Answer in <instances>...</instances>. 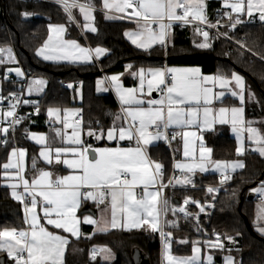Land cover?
<instances>
[{"label":"snow or ice","instance_id":"obj_1","mask_svg":"<svg viewBox=\"0 0 264 264\" xmlns=\"http://www.w3.org/2000/svg\"><path fill=\"white\" fill-rule=\"evenodd\" d=\"M59 4L63 11L67 14L70 22L73 21L72 10L78 8L83 14L85 21H90L93 18L92 10L94 4L92 0H85L80 3V0H54ZM102 6L108 12L120 13L122 15L113 16L107 12L106 19H129L137 24V30L134 32H126L125 35L139 49L148 51L154 45H159L162 48H167L166 37L169 36V29L172 28L173 21H182L184 24L192 21L206 23L207 18L204 15V0H102ZM225 7L232 9V12L237 14L245 13L251 17L253 12L258 13L259 20L264 22V0H235L234 3L225 2ZM131 10V11H129ZM182 10V14L178 13ZM33 13L24 12L22 16L27 18ZM229 19H231V14ZM191 17V20H189ZM165 20L168 22L165 23ZM242 21L237 18L232 27ZM156 26L155 28L153 26ZM209 27H216L214 24H209ZM84 27L92 32L96 31L90 23ZM49 35L44 44L37 50L36 55L42 57L45 61L53 62H70V63H89L92 60V51L88 48L81 47L75 40H65L66 32L65 25H49ZM196 33L203 36V41L195 43L197 49H208L211 47L209 42V32L202 31L199 27L195 28ZM223 35L227 36L226 33ZM241 44V47L245 45ZM97 57L103 54L106 50L96 48ZM249 51H251L249 49ZM7 53L8 59L15 60L12 55L11 48H0V53ZM256 55V53H253ZM264 60V56L260 57ZM4 59L0 56V64L4 63ZM132 66L128 65L130 69ZM9 71H13L9 69ZM18 76L23 73L19 68L14 70ZM139 88H124L120 83L119 76H111L108 78L112 87L115 89L119 101L121 103L123 119L127 121L130 118L128 128L121 127L119 129V140H135L136 146L129 148H99L90 149L81 147V140L78 133L73 130L71 136L68 137V143L75 145L74 147L56 148L55 156L56 163H63L72 173L65 176H56L53 179V173L49 171L39 170L38 176L33 177L31 182L25 179L24 173V158L25 151L13 149L9 162L3 164L4 175L7 178L18 177L22 182L23 193H19L17 189L21 187L20 183H11L12 196L21 203L24 202L25 195L30 197V206L25 207V223L28 224V229L17 230L15 228L9 230H0V250L7 251L9 257L15 260V264H64L65 249L69 241L66 237L55 234L49 231L46 225H51L55 229H63L64 232L70 233L72 236L79 238V223L76 216V210L80 207L81 199H91L98 204H104L108 197L111 198V220H107L103 216L97 221L90 217L84 219L85 223L96 225V231L107 232L111 229L123 228L125 230L141 229L145 225L152 232H160L163 238L164 250L163 257L167 264H196L197 256L191 258H177L170 254L171 233H165L161 230L159 211L157 208V200L159 192L149 191V188H154L159 178L162 182L163 172L162 164L150 161L147 156L144 146L151 144L155 140L167 139L165 132L169 128H183L194 124L201 117L205 125H210L218 120L221 124L231 123L232 130L237 134L240 140V146L237 147V155H243L245 148L243 147V133H248V139L259 145L252 149L258 152L261 157H264V135L254 127H243L245 124L243 119L244 109L242 107H233L228 109L221 107L215 110L209 105L212 104V88L206 87L210 82L218 83L221 88H227L230 83H235V89L231 90L232 96H239L241 102L244 100L245 81L244 78L236 72L228 78L225 75L217 74L215 76H203L199 68H165V69H140L138 73ZM37 84H43L44 81H34ZM99 85H103L104 81H98ZM145 85L147 87V96H151L153 91H158L161 94L160 99H143L145 95ZM71 87V85H69ZM107 91V88L100 89ZM31 92V88H29ZM223 91L216 94V98L223 97ZM19 102V101H17ZM24 103H29L25 100ZM147 104V107L143 105ZM10 111L3 113L5 117L15 115L16 104L10 105ZM38 110V109H37ZM231 112V119L228 114ZM58 109H49V115H58ZM23 117L17 118L11 122L12 125L19 124ZM117 119H122L117 116ZM251 124V122H247ZM241 125V127H238ZM65 128L72 127L65 123ZM152 128L154 131H149ZM0 131L7 133L8 128L4 127ZM115 129L108 131V139L112 140ZM92 135L93 133H89ZM57 135L61 132L57 130ZM180 132H174L172 139H175ZM185 137L189 133H183ZM38 144L45 143V137H32ZM99 138V137H98ZM7 143V141H3ZM53 149L46 147L41 151L40 155L49 163H52L51 153ZM200 162H195V149L191 152L188 149V141L185 139V157L192 156L193 163L184 164L177 163L178 169H187L193 172L199 169L201 172L208 171L206 163H214L217 170L222 173L227 169L235 172L237 169H243L245 164L243 161H235L232 163H224L220 161H211L212 149L204 146L201 142L199 146ZM95 155H91V153ZM71 153L73 159L61 160L62 154ZM18 159H14L17 158ZM33 169L36 168V161L33 160ZM154 168V170H153ZM9 170H15L10 173ZM224 179H231L230 175ZM181 183V181H176ZM190 182V181H188ZM171 183V181H169ZM223 183V180L221 181ZM137 186H143L141 198L137 199L135 189ZM166 187L167 185H162ZM217 189L209 188L211 193ZM255 191L264 192V182L262 188ZM37 197L40 199L38 200ZM189 201L186 199L185 204ZM198 203V202H196ZM38 204L42 207L43 217L41 218L36 209ZM167 200L164 201V213L168 212ZM199 206V205H198ZM123 213L122 220L117 217V212ZM173 212L176 209H172ZM179 211L184 212L181 208ZM200 211H204V207L200 206ZM41 219L46 221V224L41 223ZM123 221V222H122ZM261 221H264V212L257 214L256 230L264 236V226H261ZM175 226L174 222L165 221ZM239 235V233H237ZM226 239L235 242L234 238L227 236ZM220 237L217 235V242H208L209 247H223L219 243ZM182 243L186 241H181ZM104 253V259L112 258L111 250L108 248H93V260L96 259L97 253ZM193 252L199 254L200 248L194 247ZM26 254V255H25ZM212 257H208L211 264ZM226 264H234L232 257H225Z\"/></svg>","mask_w":264,"mask_h":264},{"label":"trees","instance_id":"obj_2","mask_svg":"<svg viewBox=\"0 0 264 264\" xmlns=\"http://www.w3.org/2000/svg\"><path fill=\"white\" fill-rule=\"evenodd\" d=\"M85 2V0H80ZM94 8H99L100 0H92ZM75 8L73 16L80 25ZM219 8V2L209 1L206 5L207 23L212 24ZM29 12L33 15L25 18L22 13ZM93 23L96 31L84 33L87 44L92 48L106 50V55L98 61L104 74L123 73L126 69L131 73L123 79L126 86L135 83L132 74L140 67L157 66L164 62V57L171 58L168 65L196 66L203 74H222L231 77L233 72L240 73L245 81L244 89V115L246 122L264 135V23L242 24L233 30L221 27L220 30L235 42H242L245 47L236 46L228 40L213 36L209 32L208 49H197L195 43L203 41V36L196 33L197 26L187 24L184 26L172 25L169 29L171 35L167 41V48L156 46L149 51H141L132 46L124 37V32L132 28L130 21L123 19H106L105 14L94 12ZM0 48L13 46L15 56L22 69L31 76H43L49 79L44 93L33 100L37 102L38 113L29 116L25 124L16 131L17 146L25 148L28 153V168L36 161V170H52L54 166H45L37 159L38 147L26 140L20 130L27 126L30 132L45 130L47 111L49 109L79 108L82 117L83 131H99L109 128L114 119L119 115L118 105L110 92L96 94V80L101 77V72L96 63L88 65L48 64L40 61L35 56V51L41 46L47 36L48 24H62L66 27V39L77 40L84 43L74 22H70L67 14L59 7L47 3L0 0ZM249 49L251 51H249ZM253 53H256L254 55ZM0 56H2L0 54ZM128 65L132 67L129 69ZM6 65L0 64V89L1 101L10 99L19 84L13 80L5 79ZM12 75V74H11ZM80 82L77 90L75 84ZM71 85V87H69ZM228 102V101H227ZM93 138L89 141L95 146H103L105 142H97ZM4 137H0V141ZM207 146L212 149V159L229 161L235 159V142L229 136L225 127L207 132L204 136ZM171 141V140H170ZM12 143L6 147L0 145V166L5 161ZM151 159L163 165V182L166 183L171 173V156L165 144L160 143L151 147L148 152ZM245 167L235 173L229 183L220 185L216 176H205L199 183L192 187L174 188L167 192L163 199L170 206L180 204L185 197L196 202H211L213 208L207 217L199 218L201 225L208 233H218L219 243L223 247L214 248L213 254L218 262L221 256L229 254L235 264H264V238L254 230V220L259 208V195L255 189L262 186L264 181V157L257 152H251L243 157ZM28 170V169H27ZM30 171L26 176L29 179ZM0 178V230H22L24 223L21 207L12 201L8 190L1 186ZM210 186H214L211 193ZM253 193V199L248 201L247 196ZM189 208V207H188ZM165 220H175V226L165 225L166 233H171V247L175 255H189L196 244L214 242L196 236L192 229V220L176 219L175 213L168 208ZM244 217L253 230L251 235L245 225ZM83 232L85 226L82 225ZM239 233V235H237ZM234 238L235 242L226 239ZM181 241H186L182 243ZM101 244L114 249L117 257L112 264H132L128 259L131 250L135 247L144 251L150 264H159L158 238L154 232L144 230L130 233L112 231L103 235H95L90 240L80 239L70 241L69 249L77 245V251L67 257L66 264H99L88 261V249L91 245ZM212 248V247H210ZM219 248V249H218ZM7 251L0 250V257H5V264H10L6 258Z\"/></svg>","mask_w":264,"mask_h":264},{"label":"crops","instance_id":"obj_3","mask_svg":"<svg viewBox=\"0 0 264 264\" xmlns=\"http://www.w3.org/2000/svg\"><path fill=\"white\" fill-rule=\"evenodd\" d=\"M209 1L219 2V8L224 11L226 21L235 23L236 19L239 18L242 22L237 24V26L242 25V24H249V22H251V21L255 20L257 17H259L258 13H256V12H253V15L251 17H249L246 14V12L242 13V14H237V13L232 12L231 8L225 7L226 0H204V15L206 16V18H207L206 5H207V2H209ZM234 2H235V0H227V3H234ZM80 3H83V2H80ZM95 11H99V12L104 13V14H106V12H107L109 15H113V16L122 15L120 13H115L114 11L113 12H108V10L103 8L102 0H100L99 8H94L92 10V16H94V12ZM129 11H131V10H129ZM178 13L182 14V10H178ZM75 14L77 15L78 20L80 21V25L75 20V18L73 19V22H74L77 30L79 31L81 37L83 38L84 43L79 42L77 40H75V41H77L81 45V47H85V48H88L90 50H93L92 53H91L92 54L91 62H89V63H81V62L70 63V62L45 61L42 57L36 55L37 50L44 44L45 40L47 39V37L49 35L48 26L49 25H61V24H48L47 25V36H46L44 42L41 44V46H39V48L35 51V56H36L37 59H39L40 61H42L44 63H48V64L88 65V64L95 63V59L99 60L100 58H102V57H104L106 55V51H105L103 54H101V55H99L97 57V55H96V53L94 51L96 48L92 49L87 44V42L85 40L84 33H93V32L88 30V29H86L84 27V25L90 23L93 27H95V25L93 23V19L90 20V21H85L84 17H83V14H81L79 12L78 8L76 9ZM227 14H231V19H229V15H227ZM123 20L130 21V22L134 23L132 28H129V29H127L124 32V37L132 46L137 48L131 42V40L125 35L126 32H134V31H136L137 30V24L133 20H129V19H123ZM189 20H191V17H189ZM195 22H199V21H195ZM199 23H201V22H199ZM153 27L155 28L156 26L154 25ZM65 34H64V39L65 40H70V39H66ZM170 38H171V35L169 33V36L166 37V43H167L168 40H170ZM156 46H159V45H154L152 48H154ZM137 49H139V48H137ZM139 50L144 51L142 49H139ZM13 56L15 57V62H13V63H16L17 58H16L15 55H13ZM3 59L5 61V65H7L8 63H6V59L5 58H3ZM165 68H199V67H196V66H181V65H168V64H166V67H164L163 63L161 65H157V66L140 67L139 69H137V71L135 73L132 74V78L134 79L135 83L133 85H129V86H126V85L123 84V79L126 78V77H129L130 74H131L128 71V69H126L125 72H123V73L105 74V79L102 76L99 77L96 80V89H95L96 90V94L101 95V94L110 92L113 95V97H114V99H115V101H116V103L118 105L119 112H120L119 116H121L122 119L118 120L117 117H116L114 119L112 125L109 128L105 129V130H99L97 132H95V131H83V130L82 131H76L78 133V135H79V138H80L81 142H82L81 143V147L90 148L92 150L99 149V148H116V147L129 148V147H135L136 146L135 140H131V141L128 140V139L119 140V129L121 127L128 128L129 123H130V118H128L127 121L125 119H123V117H124V113L122 112V107L123 106L121 105V103L119 101V98L117 96V93H116L115 89L112 87L111 82H110V80L108 78H110L111 76H114V75L115 76H119L120 77V83L122 84V86L124 88H139L138 75H134V74L138 73L140 69H144L145 71H147L148 69H165ZM5 73H6V71H5ZM201 74L203 76H215L213 74H203L202 72H201ZM238 74L241 75L240 73H238ZM37 80H42V81H44V83L43 84L34 83V81H37ZM98 81H104V84L103 85H99ZM48 82H49V79L46 78V77L33 76L29 80L28 86H27L29 97L31 99H35V98L40 97L44 93V90H45L46 85H47ZM108 85H109L110 88L108 87ZM206 87L212 88V95H211L212 104L209 105V107H212L214 109V111L218 110L221 107H226L228 109H231L233 107H237V108L242 107L244 109V107H243L244 100H243V102H241L239 96H232L231 95V90L232 89H235L236 91L239 92V89L235 88V83L234 82L230 83L227 88H221L218 83L213 84L211 82L209 84H207ZM29 88H31V92H29ZM103 88H107L108 90L107 91L100 90V89H103ZM78 89L79 88H77V90ZM221 91H223L225 93V95L223 97L217 99L216 98V94H218ZM146 92H147V87L145 85V95L142 97L145 100H147V99H160L161 98V95H157L155 91H153V93H152V95L150 97L147 96ZM243 95H244V93H243ZM0 101H1V89H0ZM143 106L147 107V104H145ZM58 110H59V114L58 115H52V116L49 115V110L47 111V121L45 123V126H46L45 130L40 131V132H30V131L27 130V126L20 130V134L21 135H25L26 140H28L30 143H32L33 145L38 147L37 159L39 160V162L41 164L45 165V166H54L52 170H46V169L43 170V171L52 172L53 173V179L56 176H65V175H69L70 173H72V170L68 169L67 166L64 165L63 163H60V164L56 163V156H55V151L54 150L56 148H65V147H74L75 146V145H71V144H69L67 142L68 141V137L71 136V134L73 132L72 127L65 128L64 125H65V123H67V124L73 126V119L80 112L79 108H74V107L73 108H65V109H62V110L58 109ZM228 118H229V120L231 119V112H229ZM243 119L245 121V124L242 125L243 127H245V128L249 127V126L250 127H254L252 122H251V124H248L246 122L244 112H243ZM219 127H225L228 130L229 136L234 140L236 157H235V159L229 160V161L213 160L212 159V153H211V161H213V162L220 161V162H224V163H232V162H235V161H243L244 155H246L248 153H251V152H255V151H252V149H254V148L259 146L256 143H254L252 140H249L248 139V133L244 132L243 133V147L245 148V153L243 155H237L236 149H237V147L240 146V140H238L237 134L235 132H233L231 123L221 124L217 120L216 122H213L210 125H205L203 123L202 110H201V117H200V119L197 120L196 123L188 125V126L183 127V128H169L167 130V134H168V136H169V138L171 140L170 142H171V146H172V150L171 151L169 150L170 156H171V173H170V175L172 173H177L178 176H179V179L177 181H181V183H177L176 182L175 186H177V187H192V186H195V184L199 183L200 180L203 177H205V176H216L218 178V180H219L220 185H224V184L229 183L231 181L232 176L235 173H238L239 171L242 170V169H237L235 172H232L231 169H227L225 172L222 173L221 171H219V170H217L215 168L214 163H206L205 166L208 168V171H205V172H201L199 169H196L193 172H189L187 169H178V168L175 167V165L177 163H184V164L193 163V157L192 156L185 157V155H184L185 139L188 141V149H189V151L191 152L193 149H195V153H194L195 162L199 163L200 162V159H199V157H200L199 146H200L201 142H203L205 147L210 148L209 146H207V144L205 142V138H204L205 134L207 132H210V131H215ZM238 127H241V125H238ZM0 129H2V128H0ZM110 129H115L116 130L114 132V136L116 137L115 139H112V140L108 139V131ZM57 130H59L61 132V135H57ZM90 132L91 133H95L94 134L95 135V140L97 142H105L106 144H104L103 146H95L93 144H90L89 141H91L90 139L93 138V134L90 135L89 134ZM174 132H180L181 135H177L175 139H172V135H173ZM185 132L189 133V135L187 137H185L183 135V133H185ZM5 134L6 133L0 131V137H4ZM33 136H35V137L44 136L45 137V143L44 144H38L36 142V140L32 138ZM160 143L165 144L164 143V139L155 140L151 144H149L147 146H144L145 150H146V153H147V156L150 159V161L157 162V161H154L153 159H151V157L149 156V154H148L149 149L151 147H154V146L160 144ZM46 147H51L53 149V151L51 153V158H52V163L51 164H49L40 155L41 151H43ZM13 149H17V150H21L22 149L26 153L25 158H24V162H23L24 163V173H23V175H24L25 179H28L27 176H26V173H27V171H30V174H29L30 178L28 180H29V182H31L33 177L38 176L39 170L33 169L32 165H30V167L28 168L29 165L27 163V157H28L27 150L25 148L20 147V146H16V147L12 146L9 149L8 153H7V157H6L5 161L0 166V178L2 180L1 186L8 190V194H9L10 199L20 205L21 212H22V219H23V223H24V228L22 230H24V229H28V227H29L28 224L25 223V207L26 206H30V203H24V202L21 203L20 201H18L15 198H13V196L11 194L12 193V188L9 187V185L11 183H20L21 186H22V182L19 181L18 177H14V178H11V179L5 177L4 169L2 167L3 164L9 162V156H10V154H11ZM93 155H95L94 152H93ZM73 158L74 157L72 156L71 153L62 154L61 157H60L61 160L73 159ZM14 159H18V157L14 158ZM153 170H154V168H153ZM162 170H163V168H162ZM9 172L10 173H14L15 170H9ZM227 175H230L231 179H224V177L227 176ZM222 180H223V183H221ZM188 181H190V182H188ZM157 183L160 184V185L165 184L163 182V180L161 182L159 178L157 179ZM211 188L214 189L215 187L212 186ZM260 188H262V186L258 187L257 189H260ZM17 191L19 192L18 189H17ZM23 191L19 192V193H23ZM143 191H144L143 186H137L136 187L135 192L137 194V199L141 198ZM149 191H157V192H159V196H158V200H157V208H158V211L160 213L159 201H160V198L163 201V199L165 197H167L166 196L167 192L165 190H160L159 191L157 189V186H155L154 188L150 187ZM256 193L259 195V197H262L260 199V202H259V208H258V212H257V214H258L260 212H264V192L256 191ZM37 199L39 200L40 198L37 197ZM110 200H111V198L108 197L104 204H98L96 201H93L91 199H83V198L81 199L80 207L76 210V216H77L78 220L80 221L78 227H79V231H80L81 235H80L79 238H76V237L72 236L70 233L64 232L63 229H55L51 225H46V226H47L49 231H52L55 234L61 235L63 237H66L68 239L69 243H70V241H78L80 239L90 240L95 235H103V234H106V233H109V232H112V231H117V232H120V233H130V232H133V231L144 230L145 232H152L148 228L147 225H145L141 229L133 228L131 230H125L123 228H117V229H111V230H109L107 232H98V231H96V225L84 222V219L86 217H90V218H92L94 220L99 221V220H101L102 216L110 221L111 220V204H110ZM36 211H37L38 215L42 218L43 217V211H42V207L39 204L37 206ZM123 215H124L123 213H121L119 211L117 212V217L120 218L121 220H122ZM164 217H165V213H164ZM256 218H257V215H256ZM165 221H169V222H174L175 223V220H173V219L172 220H164V222ZM254 221H256V219ZM41 223L42 224H46V221L41 219ZM260 223H261V226H264V221H261ZM253 224H254L255 232L259 236L264 238V236H262L256 230L255 223H253ZM82 225L85 226V232H83ZM165 225H172V224L171 223H165ZM154 233H156V232H154ZM165 233H166V231H165ZM69 243H68V245L66 246V249H65L64 264L67 263V257L69 255V252L72 255V254L76 253V251H77V249L74 250V248L69 249ZM194 247L200 248L199 254H196V253L193 252V248ZM135 248L139 249L147 257V255H146V253L144 251H142L138 247H135ZM97 249H99V248H97ZM132 250H131V252H132ZM163 250H164V247L161 250L159 249V257H158L159 263L162 262V264H164V261H165L164 257H163ZM212 250H214L213 247L210 248L209 244L207 242H203V244L194 245L192 247L191 252H190L189 255H186V256L175 255V253L172 250V247H170V254L173 257H177V258H181V259H183V258H191L193 256H197L198 255V259L196 260V264H209V261H208V257L209 256L212 257L211 264H226L225 257H229V256L232 257L231 255L226 254V255L221 256L220 260L217 262L215 260V257H214V254H213ZM91 256H92V251H90V249H88V261L89 262H94L95 261V262H98L99 264H110V262H108V261L107 262H103L102 257L98 253L96 255V259L95 260H93L91 258ZM6 258H7V261L10 264H15V260L12 257H9L8 253H6ZM130 260H131V253H130ZM148 261H149V259H148ZM131 262L133 264L132 260H131ZM149 264H150V261H149ZM234 264H235V262H234Z\"/></svg>","mask_w":264,"mask_h":264},{"label":"built area","instance_id":"obj_4","mask_svg":"<svg viewBox=\"0 0 264 264\" xmlns=\"http://www.w3.org/2000/svg\"><path fill=\"white\" fill-rule=\"evenodd\" d=\"M21 1H31L32 3H36V2H47L50 4H53L57 7H59L62 11L63 8L59 5L56 4L54 2V0H21ZM75 9V8H74ZM73 9V10H74ZM73 10H72V15H73ZM74 17V16H73ZM1 21V19H0ZM168 21L165 20V23H167ZM264 22L259 20V17H257L255 20L249 22L250 25H255V24H262ZM188 24H192L195 25L197 27H199L202 31H208L210 32L213 36H219L222 37L226 40H228L229 42L235 44L236 46L240 47V45L237 44V42L229 39L227 36L223 35L224 33L220 30L221 27H227L229 30H233L234 28L232 27V22H228L225 19V13L222 9H218L217 13H216V17L215 20L212 24L216 25V27H209L208 23H199V22H195L192 21L191 23ZM172 25H178V26H184L187 24H184L182 21H173ZM237 26V24H236ZM235 26V27H236ZM10 48L12 49L13 55H15L13 46L11 45ZM166 58V57H164ZM95 63L97 65V67L99 68L100 72H101V76L104 77L105 79V74L103 73V71L101 70L98 61L95 59ZM167 62L164 60L163 65L164 67H166ZM15 65H17L18 67L21 68L23 75L21 77H16L14 75L11 74H5V79L9 80V81H13L15 80L18 84H19V88L18 90L12 94V96L10 97V99L6 102H2L0 101V128H4L7 127L8 128V132L5 134L4 138L0 141V145L1 147H6L8 142H11L12 145L14 147L17 146L16 143V131L19 127H21L23 124L26 123V121L28 120L29 116L31 115H36L38 113V108H37V102L33 99H31L27 94V82L32 78V76L25 72L19 61L17 60ZM76 88L80 87V82H77L75 84ZM109 87V85H108ZM110 88V87H109ZM157 95H161L160 92L155 91ZM29 101V103H24L23 101ZM19 101V102H17ZM11 104H16V108H15V115L12 117H5L3 115V113L12 110L10 105ZM23 117V119L20 121L19 124H15L12 125L11 122L17 118ZM75 131H82L83 130V125H82V117L80 112L74 117L73 119V126H72V130ZM149 131H154V129L150 128ZM165 135L167 136V139H164V143L167 146V148L171 151L172 150V146H171V142H170V138L167 134V131L165 132ZM3 141H7V143H3ZM163 172V170H162ZM179 179V176L177 173H172L168 179V181L165 184L162 185H167L166 187L160 185V184H156L157 189L160 190H172L174 188H186V187H177L175 186L176 181ZM169 181H171V183H169ZM258 182H264V181H258ZM19 192L23 191V186L18 188ZM262 197H259V199H261ZM191 204L193 205H198V203L196 202H192L189 201ZM24 203H30V197H27L25 195V199H24ZM185 202H181L179 205H175L174 208L176 209L177 213H183L181 211H179V209L183 208L185 206ZM159 210H160V215H159V219H160V227L161 230L165 232V217H164V205H163V201L160 198L159 201ZM157 238H158V245H159V249L161 250L164 247V243H163V238L160 235V232L157 231L156 232ZM170 243H171V239L169 238ZM159 264H162V262H160Z\"/></svg>","mask_w":264,"mask_h":264},{"label":"rangeland","instance_id":"obj_5","mask_svg":"<svg viewBox=\"0 0 264 264\" xmlns=\"http://www.w3.org/2000/svg\"><path fill=\"white\" fill-rule=\"evenodd\" d=\"M10 48V47H9ZM1 55H2V57L3 58H5L6 59V63H8L7 65H6V74H13L14 76H16V77H21V76H18L17 74H16V72L14 71L15 69H17V68H19L20 70H21V68L20 67H18L17 65H15V63H13V62H15V60L14 61H11V60H9L8 59V55H7V53L5 52V53H0ZM12 55H13V52H12ZM2 64H5V62L4 63H2ZM9 69H12L13 71H9ZM8 72V73H7ZM21 72H22V70H21ZM33 77V76H32ZM29 82V81H28ZM28 82H27V86H28ZM26 94L29 96V93H28V90H27V92H26ZM188 200V201H192V202H196V201H193L191 198H189V197H185V198H183V200H182V202H185V200ZM199 205V206H198ZM198 205H193V204H191L190 202H188L185 206H184V212L183 213H177L176 211L175 212H173L172 211V209H175L174 208V206H170V205H167V207L168 208H170L171 209V212L172 213H175V216H176V219H182V220H192V223L193 224H191L192 225V229H193V231H194V233H195V235L196 236H199V237H201V238H203V239H207V240H209V239H212V240H214V242H217V235H219L218 233H208L205 229H204V227L201 225V222H200V220H199V218L201 217V216H203V217H207L208 215H209V213H210V211L212 210V208H213V204L211 203V202H203V203H201V202H199L198 201ZM200 206H203L204 207V211L203 212H201L200 211ZM189 207V208H188ZM220 237V236H219ZM74 248V250H76L77 249V245H76V247L74 246L73 247ZM93 248H108V249H110L111 250V253H112V258L110 259V260H105V259H103L104 258V256H105V254L104 253H100V252H98V254L102 257V260H103V262H110V264H112L113 263V261L116 259V257H117V252L114 250V249H112V248H109V247H107V246H104V245H101V244H94V245H91L90 246V251H92V249ZM128 259H130V256H129V258ZM131 260H132V256H131ZM95 262V261H94ZM164 264H167V262L166 261H164Z\"/></svg>","mask_w":264,"mask_h":264},{"label":"water","instance_id":"obj_6","mask_svg":"<svg viewBox=\"0 0 264 264\" xmlns=\"http://www.w3.org/2000/svg\"><path fill=\"white\" fill-rule=\"evenodd\" d=\"M164 60L167 62L169 60H171V58H164ZM91 140V139H90ZM91 155H93V153H91ZM262 175H264V173H262ZM254 194L253 193H249L247 196V200L250 201L253 199ZM178 205V201L176 202ZM244 222L246 225V228L248 230V232L251 235H254L252 228L250 227L249 223L247 222L246 218L244 217ZM131 256H132V261L133 264H149L148 258L137 248H134L131 252ZM0 264H5V257L1 256L0 257Z\"/></svg>","mask_w":264,"mask_h":264}]
</instances>
